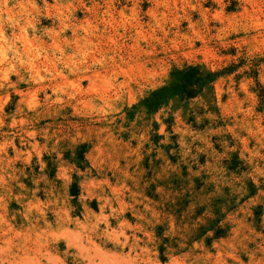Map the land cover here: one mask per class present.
I'll use <instances>...</instances> for the list:
<instances>
[{
  "label": "rangeland",
  "instance_id": "374dc122",
  "mask_svg": "<svg viewBox=\"0 0 264 264\" xmlns=\"http://www.w3.org/2000/svg\"><path fill=\"white\" fill-rule=\"evenodd\" d=\"M0 29V264H264V0H0Z\"/></svg>",
  "mask_w": 264,
  "mask_h": 264
},
{
  "label": "trees",
  "instance_id": "16d2710c",
  "mask_svg": "<svg viewBox=\"0 0 264 264\" xmlns=\"http://www.w3.org/2000/svg\"><path fill=\"white\" fill-rule=\"evenodd\" d=\"M176 77L179 80L173 91L177 94L186 95L188 98H194L197 89L200 90L207 83L197 68H190L187 71L179 72Z\"/></svg>",
  "mask_w": 264,
  "mask_h": 264
},
{
  "label": "bare ground",
  "instance_id": "6f19581e",
  "mask_svg": "<svg viewBox=\"0 0 264 264\" xmlns=\"http://www.w3.org/2000/svg\"><path fill=\"white\" fill-rule=\"evenodd\" d=\"M124 16V15H123ZM100 17V16H99ZM102 18H104V17H102ZM106 20H108V19H106ZM62 22V27L64 28V31L65 30H68V29H73V31H75L76 30V26L77 25H75V24H71V23H69V24H67L66 22H63V21H61ZM60 22V23H61ZM70 22V21H69ZM118 25V24H117ZM136 28H137V26H136ZM140 28V27H139ZM105 30H107V29H105ZM1 31H3L4 32V30H1L0 29V32ZM2 33V32H1ZM104 34H108V37H109V39H110V36H109V34H112L111 32H108V31H106V32H104ZM85 35V34H84ZM130 35V34H129ZM2 36H3V38H6L7 37V35H6V33H2ZM88 36V35H87ZM119 38V37H118ZM112 39V38H111ZM113 65V64H112ZM98 74H97V72H93L92 74L90 73V74H87V73H82L81 75H79L78 77H79V86L81 85V82H82V80H84V79H88V80H91V81H93V79L94 78H96V76H97Z\"/></svg>",
  "mask_w": 264,
  "mask_h": 264
}]
</instances>
